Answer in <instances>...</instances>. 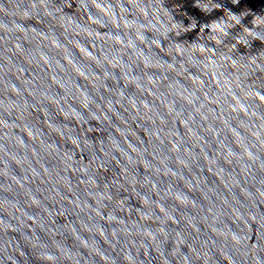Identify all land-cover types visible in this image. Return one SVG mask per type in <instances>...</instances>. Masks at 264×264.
Masks as SVG:
<instances>
[{"label": "water", "instance_id": "obj_1", "mask_svg": "<svg viewBox=\"0 0 264 264\" xmlns=\"http://www.w3.org/2000/svg\"><path fill=\"white\" fill-rule=\"evenodd\" d=\"M0 264H264V0H0Z\"/></svg>", "mask_w": 264, "mask_h": 264}, {"label": "clouds", "instance_id": "obj_2", "mask_svg": "<svg viewBox=\"0 0 264 264\" xmlns=\"http://www.w3.org/2000/svg\"><path fill=\"white\" fill-rule=\"evenodd\" d=\"M239 2V0H233V3H238Z\"/></svg>", "mask_w": 264, "mask_h": 264}]
</instances>
